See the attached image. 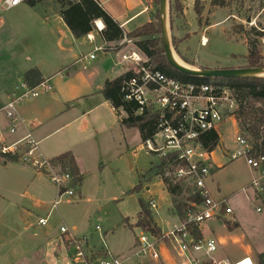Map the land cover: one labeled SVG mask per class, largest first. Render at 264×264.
I'll return each mask as SVG.
<instances>
[{
    "label": "crops",
    "instance_id": "obj_1",
    "mask_svg": "<svg viewBox=\"0 0 264 264\" xmlns=\"http://www.w3.org/2000/svg\"><path fill=\"white\" fill-rule=\"evenodd\" d=\"M98 1L120 23L125 32H131L151 21L156 6L153 0ZM31 9L34 13H26L23 19L18 17L9 22L6 18L0 17V31L6 32L11 28V35H13L10 49L11 60L16 59L20 63V65L15 63L9 71H4V75L0 76V141L6 145H12L30 135L37 142V148L30 159H51L70 151L74 154L84 177L89 173L90 163L95 165L92 173H99L102 163L121 160L129 151L132 156H138L142 151V142L136 146H132L129 142L131 131L135 128H128L121 124V116L101 93L107 80H112L128 71L126 66L120 62L121 47L119 44L122 40L106 42L100 31L105 27L101 19L95 21L93 31L77 38L60 13H39ZM183 13H186L185 8ZM90 35L93 37L91 38ZM40 43L42 48L37 47ZM96 47H102L103 50L96 51ZM181 50L182 47H180ZM93 52L96 54L94 58H91L90 55ZM182 55L186 56L184 52ZM203 65L209 68L231 67L229 65ZM31 68L40 70L45 81L50 83L51 89L19 106L18 114L21 121L17 130L11 132L10 120L3 108L14 87L23 81L24 73ZM219 134L221 136V130ZM21 145L22 149H28L27 143L21 142ZM229 153L230 158L232 150H229ZM211 157L215 165L212 172L214 174L218 168H223L226 164L213 159V151H211ZM0 163L4 167V170L0 172V196L5 202L14 206L12 211L19 221L28 223L29 218L33 217L34 209L31 205L48 208L52 203L50 207L52 210L51 208L57 204L60 194L58 186L31 162H8L0 157ZM134 169L138 171L137 166ZM249 172L252 178L250 168ZM146 177V172L137 176L133 187L139 183V180H142L143 188L149 191L150 196H155L151 188L157 184H161L166 190L162 180L158 183H151L152 177L148 176L149 180L145 179ZM82 186H84V181L80 187ZM207 186L210 193H214L217 198L218 193L213 191L210 185ZM26 187H28L27 190ZM29 189L31 192H28ZM6 194L9 198H6ZM76 196L82 197V190L79 189ZM212 196L215 198L213 194ZM226 200L227 206L231 207L228 199ZM50 210L46 217L39 216L37 220V225L43 228L45 233H48L50 229ZM153 212L154 220L163 233L181 223L180 218L172 209V200L167 210L161 211V205L157 203V208ZM234 215L233 210L231 215L214 219L218 220L216 223L211 224L212 220H210L200 224L197 226V231L192 234L194 238L216 240V251L221 250V253L212 254L214 259L211 262L214 261L215 264H235L246 257L255 259V254L264 252L246 243L247 239L240 230L239 222L236 221L234 226L230 221H235ZM41 218H48V223L39 224ZM124 219L122 223L135 232L133 245L129 243L124 251L121 248L116 253L110 251L109 248H103L99 253L91 247L87 254L83 250L84 257L114 255L125 260V264H179L177 258H181L180 264H183V256L179 254L175 242L170 239L159 241L157 245L159 258L137 257L138 237L143 231L137 227H130L123 222ZM135 221L136 218L129 220L131 224ZM73 229L78 228L74 225ZM63 235L67 243L68 255L71 258V245L76 248L77 246L69 242L67 234ZM17 236L11 237L10 233L7 238L0 234V264H33L29 262V256H33V249L28 246L24 238L20 240L16 238ZM77 238L85 239L88 245L85 237ZM244 241L246 244L243 243ZM196 255L203 261L210 260V257L206 255ZM257 255H255L256 258ZM32 258L36 260L37 256ZM76 258L77 256L74 260H77Z\"/></svg>",
    "mask_w": 264,
    "mask_h": 264
},
{
    "label": "rangeland",
    "instance_id": "obj_2",
    "mask_svg": "<svg viewBox=\"0 0 264 264\" xmlns=\"http://www.w3.org/2000/svg\"><path fill=\"white\" fill-rule=\"evenodd\" d=\"M183 1L186 13H183L184 10L172 11L171 9L168 21L169 37L175 54L184 63L196 68L204 67L203 64L229 65L232 68L249 67L246 59L248 55L246 37L249 36L248 33L252 27L264 31V0H227L228 4L224 8L211 7L210 0H201L205 6L201 24L195 10L196 0ZM170 6L172 8V0ZM55 9V1H49L36 11L54 13ZM158 9L159 7L156 5L153 19H156ZM26 13L34 12L23 2L12 9H1L0 17L11 22L18 17L25 18ZM208 23L209 25H207ZM241 26L244 27V31L240 30ZM12 37L11 28L6 32L0 31L1 77L4 75L3 72L9 71L15 63L20 65L16 59L11 60ZM252 37L255 38L254 35ZM158 38L161 41L160 32ZM258 39L263 57L260 62L264 66V34ZM37 47L42 48L41 43ZM180 47H182L181 51ZM183 52L186 56L182 55ZM93 53L96 54V52ZM122 114V116L126 115L123 111ZM227 118L221 125L220 141L213 150V159L222 161L226 165L223 168H218L214 172L215 175L211 174L207 185H210V188L218 193L217 198L212 193L215 199H228L235 213L233 216L235 221H230L234 226L236 221L239 222L240 230L246 236V243L264 250V191L259 193L251 185L252 178L244 158L230 160L229 150L233 151L236 148V137L240 128L237 121L235 122V117ZM129 142L132 146L142 142L138 129L135 128L131 131ZM159 161L157 155L146 151L139 152L138 156H132L129 151L121 160L102 163L99 168L101 173H92L95 170V165L90 163L89 173L85 175L84 186H76V193L78 194L79 189L82 190V197L67 195L60 199L58 197L57 204L51 208L52 210H50L52 203L48 208L31 205L34 215L29 218L28 223L19 221L12 211L14 206L5 202L0 196V234L7 238L10 233L11 237L18 235L16 238L20 240L24 238L28 246L33 249V256H29V262L33 264H67L68 262L84 264L82 257L80 260H74L78 253L74 245H71L72 249L70 250L72 257L70 258L68 255L67 243L64 240V235L60 232L62 225L77 237L87 239L88 245L83 247L86 254L91 247L99 253L103 248H109L114 253L121 248L124 251L129 243L133 245L135 232L125 226L122 220L136 218L140 211L139 197H142L146 202L150 198V193L146 191L145 187L139 193H130V190L135 183V178L145 172L147 177H152L151 183L160 182L161 177L155 175V170H150ZM136 166L138 174L134 169ZM3 170L4 167L0 163V172ZM27 189L28 187H26ZM151 190L155 193L154 197H156L157 203L161 205V211L167 210L172 196L167 193V190H164L161 184L153 186ZM28 192H31L30 189ZM8 194L10 195V193ZM9 195L6 194V198H9ZM224 196L226 197L222 198ZM183 198L184 196H181L178 199L182 200ZM172 209L174 210L173 205ZM49 210L50 229L48 233H45L43 228L37 225V220L39 216L46 217ZM217 221L212 219L211 224ZM74 225L77 226V230L73 229ZM97 226L100 228L97 229ZM243 243L246 244L245 241ZM133 251L135 252V249ZM219 252L221 253V250H217L213 254ZM197 254L203 255V253ZM255 255V260H258ZM34 256H37L36 260L32 258ZM177 259L180 264L181 258Z\"/></svg>",
    "mask_w": 264,
    "mask_h": 264
},
{
    "label": "built area",
    "instance_id": "obj_3",
    "mask_svg": "<svg viewBox=\"0 0 264 264\" xmlns=\"http://www.w3.org/2000/svg\"><path fill=\"white\" fill-rule=\"evenodd\" d=\"M23 2L25 0H0V10L12 9ZM90 37L93 36L90 35ZM119 46L121 47L120 62L133 73L122 89L125 98L134 99L141 105L139 113L145 107H153L162 112L158 132L153 138L142 142L141 150L157 155L160 160H166V175L177 181L191 184L202 198V202L195 205L194 211L188 213L186 220L164 232V238L175 242L179 254L184 258L183 264L206 262L201 260L196 255L197 253L210 257L207 261L209 262L214 259L212 254L217 249V242L213 238H194L191 225L199 226L212 219L231 215L233 208L227 206L226 199H215L208 189L207 181L215 165L204 138L209 131L220 133L221 125L228 119L227 117H235L233 112L237 107V102L231 89L226 85L220 83L200 85L184 82L165 74L149 57L137 49L132 38L125 36ZM95 50H103V48L96 47ZM90 57L94 58V53ZM50 89L51 85L47 81L31 86L23 80L14 87L3 108L10 120L11 132L17 130L21 121L18 114L19 106ZM166 111L172 112L173 116L166 117ZM21 142L28 144L27 150L22 149ZM236 143L230 159L244 158L246 160L252 172L251 185L257 192L262 193L264 191V156L252 155L251 141L240 133L236 137ZM36 148L37 142L30 135L12 145L3 144L0 141L2 152L23 154V161L31 162L39 171L46 173L58 186L59 199L64 195L75 197L76 186H74L73 176L70 173H63L58 166L50 162V159H30ZM174 164H176L175 167ZM148 203L150 209L156 210L157 202L154 196H150ZM47 223L48 218L39 219V224L46 225ZM99 228L97 226V229ZM60 231L67 234L69 242L77 246L76 259L82 257L84 264H125V260L114 255L84 257L83 246L86 245V240L77 238L66 226H61ZM160 240L148 233H141L138 237L136 256L159 258L157 245ZM251 263L260 264L259 260L252 258Z\"/></svg>",
    "mask_w": 264,
    "mask_h": 264
},
{
    "label": "trees",
    "instance_id": "obj_4",
    "mask_svg": "<svg viewBox=\"0 0 264 264\" xmlns=\"http://www.w3.org/2000/svg\"><path fill=\"white\" fill-rule=\"evenodd\" d=\"M55 1L56 13H60L73 34L80 38L93 31L95 21L101 19L105 27L101 30V35L106 42H119L125 36L134 39L135 46L145 56L149 57L156 67L165 74L184 82L196 84L220 83L229 87L237 102V107L233 114L239 125V133L248 138L252 145V155L264 156V77H218L202 78L185 75L174 69L164 53L162 38H158L161 33V22L159 24L160 10H157L156 19L137 27L131 32H125L120 23L100 4L98 0H25V3L31 8L38 10L45 2ZM159 7L160 0H153ZM228 4L227 0H210L211 7L224 8ZM184 4L182 0H172V11H183ZM195 10L201 24L205 6L201 0L195 1ZM207 23V22H206ZM205 23V24H206ZM209 25V23L207 24ZM241 31L244 27L241 26ZM252 33V34H251ZM247 35L248 55L246 59L249 67L263 66L260 62L262 51L259 47V37L264 31L252 27ZM251 34V35H250ZM254 35L255 38L252 37ZM253 38V39H252ZM177 50L178 46L176 45ZM205 67V66H204ZM133 76L131 71L117 76L112 80H107L101 90L103 96L111 102L113 107L121 116L120 122L128 128H137L139 130L142 142L151 139L159 130V124L162 120V112L145 107L141 113V105L134 99H126L122 91L124 83ZM23 80L31 86H37L44 82L41 72L37 68L27 70L23 75ZM122 111L125 116H122ZM165 116L171 118L172 112L166 111ZM220 141V134L216 131H209L204 138V142L209 151H213ZM0 157L5 161L19 162L23 161V154L4 153L0 149ZM53 165L58 166L63 173H70L73 176L74 186L80 187L84 181V175L80 172L77 160L70 151L64 152L50 159ZM167 161L160 160L150 169L155 170V175L160 176L165 189L172 196V205L174 212L181 221L186 220L188 213L194 211L195 205L202 202V198L195 192L193 186L183 181L166 175ZM176 164H174L175 167ZM145 179L149 180V177ZM143 189L142 180L135 185L130 193H139ZM184 198L179 200L180 197ZM140 211L134 224L129 222V218L124 219V223L130 227L140 228L143 232L153 235L159 239H165L164 233L154 220V212L150 209L149 203L142 197L138 199ZM198 225H191V232L197 231ZM196 239H199L196 237ZM260 264H264V252L257 255ZM203 264H214L213 262H204Z\"/></svg>",
    "mask_w": 264,
    "mask_h": 264
},
{
    "label": "water",
    "instance_id": "obj_5",
    "mask_svg": "<svg viewBox=\"0 0 264 264\" xmlns=\"http://www.w3.org/2000/svg\"><path fill=\"white\" fill-rule=\"evenodd\" d=\"M171 0H160V21H161V37L164 47V53L170 65L177 71L202 78H218V77H264V66L257 67H225V68H196L186 63L180 62L175 54V50L169 37V17L171 12Z\"/></svg>",
    "mask_w": 264,
    "mask_h": 264
},
{
    "label": "bare ground",
    "instance_id": "obj_6",
    "mask_svg": "<svg viewBox=\"0 0 264 264\" xmlns=\"http://www.w3.org/2000/svg\"><path fill=\"white\" fill-rule=\"evenodd\" d=\"M206 41V40H205ZM203 43H205V42H203ZM176 58L180 61V62H183L180 58H179V56H177L176 55ZM184 63V62H183ZM243 260V259H242ZM237 263H239V264H252L251 263V258L250 257H246L243 261H238Z\"/></svg>",
    "mask_w": 264,
    "mask_h": 264
}]
</instances>
